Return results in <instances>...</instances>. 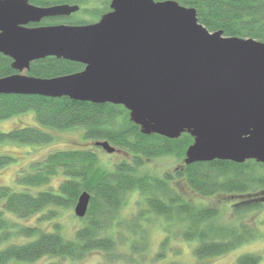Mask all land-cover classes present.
Wrapping results in <instances>:
<instances>
[{
	"label": "trees",
	"instance_id": "obj_1",
	"mask_svg": "<svg viewBox=\"0 0 264 264\" xmlns=\"http://www.w3.org/2000/svg\"><path fill=\"white\" fill-rule=\"evenodd\" d=\"M28 1L40 6H79L68 16L46 17L29 26L83 24L87 21L77 13L98 19L109 10V0L104 1V6L93 9L86 6L89 0ZM177 1L195 8L198 21L209 31L222 30L226 36L264 42V0ZM83 66L76 61L45 56L33 60L24 73L50 78L80 71ZM16 72L12 59L0 52V77ZM29 111L33 113L35 123L44 130L36 125H16L8 131L0 130V143H49L54 137L45 129L81 128L85 140L94 145L106 140L131 159H122L107 167L91 149H58L31 163L29 169L21 170L14 185H0V264H27L43 256L53 258L47 264H63L65 259H80L94 250L104 253L106 263L100 264L115 261L144 264L141 260L146 245L145 231L139 222L146 213L162 218L167 233L192 243L197 259L222 255L257 237L256 227L246 221L245 214L263 205L259 203V194L264 192V163L253 159L242 163L221 159L185 163L186 148L193 142L190 134L183 132L177 138L144 134L140 126L129 119L128 110L121 104L94 103L68 96L0 94V120ZM165 155L183 162L173 171L159 175L144 170L147 159ZM14 160L10 154L0 153V167ZM58 175L61 178L56 185L49 184ZM182 186L203 198L225 195L241 199L230 205L193 202L184 194ZM83 191L90 195L89 205L85 215L79 218L82 225L72 238L62 235L59 224H53L52 230L40 226L41 220L54 216L50 206H74ZM133 191L140 194L145 209L127 222L118 212ZM228 209L233 218H225L224 212ZM43 210L45 212L35 223L24 222ZM120 229L133 236H125ZM167 241L168 235H165L160 249ZM120 245H125L128 250L123 251ZM165 257L162 250L154 256L155 260ZM259 262L260 256L255 253H244L236 258V264ZM161 264L178 263L169 260Z\"/></svg>",
	"mask_w": 264,
	"mask_h": 264
},
{
	"label": "water",
	"instance_id": "obj_2",
	"mask_svg": "<svg viewBox=\"0 0 264 264\" xmlns=\"http://www.w3.org/2000/svg\"><path fill=\"white\" fill-rule=\"evenodd\" d=\"M109 7L94 22L29 26L79 6L0 0V52L17 71L0 77V94L121 104L144 134H190L185 163H264V42L209 31L177 0H110ZM45 56L84 66L50 78L23 73ZM95 144L115 150L106 140ZM89 200L80 193L77 217Z\"/></svg>",
	"mask_w": 264,
	"mask_h": 264
},
{
	"label": "rangeland",
	"instance_id": "obj_3",
	"mask_svg": "<svg viewBox=\"0 0 264 264\" xmlns=\"http://www.w3.org/2000/svg\"><path fill=\"white\" fill-rule=\"evenodd\" d=\"M105 0H89L86 4L89 8H100L104 6ZM87 22L96 21V17H90L87 14L79 12L76 14ZM75 15V16H76ZM24 73V72H23ZM16 125H36L38 126L33 117L32 112H25L21 115L11 117L9 119L0 120V130L8 131L11 127ZM40 127V126H38ZM42 128V127H40ZM43 129V128H42ZM44 130V129H43ZM45 131L53 134V141L49 143H17L13 141L1 142L0 153H7L15 157V160L9 164L0 167V185H14L17 174L24 169H29V165L38 160H42L45 156L54 150L58 149H71V148H84L91 149L97 153L100 162L105 166L111 167L112 163L118 162L122 159H131V156L120 149H115L113 152H107L103 148H98L90 140H85L82 136L81 128H73L67 130H48ZM182 159H177L171 155L159 156L147 159L144 165V170L159 175L165 171H173L182 163ZM61 176L53 177L49 184L56 185L57 180ZM14 187V186H13ZM183 187L184 194L193 202H203L212 204L227 203L232 204L241 199L237 196L217 195L211 198H203L193 192L192 190ZM259 203L262 207L245 214V219L248 223L253 224L257 229V237L249 242L243 243L236 248L218 256L206 257L197 259L193 255V244L183 241L178 235H173L171 232L167 233L164 229L165 221L151 213L144 215V221L141 220L142 230L145 231L146 245L143 248L144 259L141 260L144 264H161L169 260H174L178 264H236V258L244 253L259 254V264H264V192L259 194ZM73 205H64L59 207L50 206L54 211L52 218L41 220L40 226L46 230H52L53 224H59L62 235L70 239L74 236L76 229L82 225V220L74 214ZM141 209H145L140 194L137 191L130 192L127 195L125 204L119 210V217L129 222L132 220ZM41 214L36 213L24 222L35 223L38 216ZM226 219L233 218L232 212L228 209L224 212ZM122 234L131 238L133 233L124 229H120ZM165 235H168V241L163 249H160V242ZM115 236H118V234ZM123 251L128 250L125 245H120ZM158 250H162L164 259L155 260L154 256ZM53 258L50 256H43L32 263L27 264H47ZM106 263L104 253L100 251H90L80 259L70 260L65 259L63 264H100ZM111 264H124L123 261H115Z\"/></svg>",
	"mask_w": 264,
	"mask_h": 264
},
{
	"label": "flooded vegetation",
	"instance_id": "obj_4",
	"mask_svg": "<svg viewBox=\"0 0 264 264\" xmlns=\"http://www.w3.org/2000/svg\"><path fill=\"white\" fill-rule=\"evenodd\" d=\"M109 3H110V0H109ZM108 7H109V4H108ZM109 10H110V7H109Z\"/></svg>",
	"mask_w": 264,
	"mask_h": 264
}]
</instances>
